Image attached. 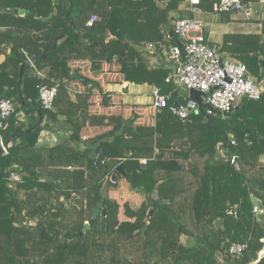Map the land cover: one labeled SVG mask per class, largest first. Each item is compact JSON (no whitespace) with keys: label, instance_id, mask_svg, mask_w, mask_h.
Instances as JSON below:
<instances>
[{"label":"trees","instance_id":"16d2710c","mask_svg":"<svg viewBox=\"0 0 264 264\" xmlns=\"http://www.w3.org/2000/svg\"><path fill=\"white\" fill-rule=\"evenodd\" d=\"M180 1L0 0V54L5 55L0 99L14 104L0 131L7 148V154L0 151V264H264V256L258 259L264 240V95L241 100L231 118L197 113L181 123L167 116L168 108L155 109L150 137L144 131L138 138L143 147L128 148L125 137L138 116L87 115L80 110L82 100L73 101L62 82L80 83L88 101L94 89H101L73 63L88 62L101 71L115 61L119 74L136 77L139 43L128 36L137 21H145L163 42L159 28ZM217 1L202 0L200 8L212 13ZM8 8L26 14L16 16ZM91 16L98 21L88 27ZM234 40L248 47L237 59L260 81L261 37H224L225 44ZM27 60L44 78L27 65L17 87L19 68ZM165 78L150 82L164 95L171 92L172 106L175 93ZM41 86L56 89L51 110L40 106ZM43 119L46 127L62 122L68 138L39 147ZM86 125L110 128L80 150ZM129 150L134 158L127 157ZM92 153L102 155L100 168ZM232 156L236 163H230ZM12 169L23 176L22 183L8 181ZM121 180L144 199L148 213L146 221H123L115 228L111 210L117 202L109 192L118 190ZM251 197L259 202L258 215ZM94 209L106 210V222L99 215L81 233ZM244 243L241 256L227 254L231 244Z\"/></svg>","mask_w":264,"mask_h":264},{"label":"crops","instance_id":"0c3cea01","mask_svg":"<svg viewBox=\"0 0 264 264\" xmlns=\"http://www.w3.org/2000/svg\"><path fill=\"white\" fill-rule=\"evenodd\" d=\"M154 2L157 4L156 0H154ZM242 3L244 10L241 12L231 11L212 14L209 11H203L201 15H193L189 11L187 1L181 0L178 10L169 11L166 15V22L159 28V33L163 36V42L161 43L157 41V29L154 26L151 24L148 25L145 21H137L133 33L128 36L129 41L139 43L136 47L139 53V58L135 59L139 67L136 77L130 78V75L119 74L120 65L115 61L108 65L104 64L101 71H94L91 64L88 62L73 63L74 68L79 69L83 76L97 82L101 89V93L94 89L88 101L84 99L86 93H83L84 87L80 83L69 79H63L62 82L68 87L73 101L80 102V100H82V103L79 104L80 110L87 115H120L122 118H128L135 113L138 118L126 134L124 146L128 148L143 147L142 141L138 138L142 136L144 131L147 133V136L150 137V134H152L151 128H154L155 123L154 118L156 110L152 106L151 95L153 89L156 87L150 81L154 82L165 76V82L171 85L175 93L176 99L173 103H183L185 98L190 95L189 92L177 86L173 81H166L173 70V63L168 58V49L170 46L178 43L172 31L173 22L176 19L200 20L202 22V32L207 41L211 44H216L219 47V52L224 58L240 62L237 59L239 52L245 51L248 47L244 45L241 46V44L237 43L235 40L232 41V43L227 42V44H225V36H258L261 37V41L264 42V0H246L245 3ZM12 14L24 16L26 12L24 15ZM139 17H142V15L140 14ZM0 31H3V29H0ZM109 45L113 50L116 49L112 42H110ZM8 49L9 47L7 50ZM6 52L8 53L9 51ZM4 60L5 55L0 54V64ZM261 73L262 77L260 81L252 77L249 73L248 74L263 90L264 95L263 69ZM167 96L170 100L171 92L167 93ZM103 101L105 103H103ZM238 105H240V102L236 106ZM198 113L202 114V111L200 110ZM202 116L204 115L202 114ZM24 119L23 117L22 120ZM47 124L48 122L46 119H43L42 126L45 127L39 135L37 143L39 147L55 146L68 138L69 131L62 122L46 127ZM109 128L110 127L103 125L84 126L80 132L81 142L83 143L77 145V148L84 150L89 147L90 145L85 143L88 139L105 132ZM150 144L153 146V143L150 142ZM133 154L134 153L129 150L127 157H132ZM222 156L224 155L219 154L218 151L217 158H222ZM132 158H134V156ZM261 163L264 167V156L261 157ZM121 175L126 178L124 172ZM121 181L118 190L109 192V198L117 202V206L114 208L115 211L113 209L111 210V217L113 218L112 223L113 225L115 224V228L119 223L126 221V214H124L121 209V203L122 201L124 202L125 197L130 200L134 199L140 203V206H144L143 208L146 214L144 199L140 195L130 192L126 183L123 180ZM135 216H138V221H140L145 215L137 211Z\"/></svg>","mask_w":264,"mask_h":264},{"label":"built area","instance_id":"2783aa9c","mask_svg":"<svg viewBox=\"0 0 264 264\" xmlns=\"http://www.w3.org/2000/svg\"><path fill=\"white\" fill-rule=\"evenodd\" d=\"M186 1L193 15L203 13L200 8L202 0ZM164 6L166 7V3ZM243 10L241 0H218L212 7V14ZM96 21H98L97 16H91L86 26L90 27ZM172 31L178 43L168 49V58L173 63V70L166 81H173L187 92L190 90L198 92L199 101L187 96L183 103L172 108L168 106L169 97L162 94L158 88H154L151 95L154 109H171V115L175 119L186 123L200 110L204 116L214 115V111L220 114L231 113L241 100L256 101L263 95V90L250 78L244 64L224 58L219 52V47L207 41L200 20L176 19L172 24ZM27 64L35 70L31 60H27ZM35 73L38 78H44L43 73L36 70ZM38 95L40 106L44 110H51L56 89L41 86ZM13 111L14 104L11 100L0 99V131ZM0 151L7 154L6 144L1 137ZM236 160L237 158L232 156L230 163H236ZM142 164H145V160H142ZM13 169L9 172L8 181L12 184L22 183L23 176ZM262 242L263 248L258 252V259L264 256V240ZM246 248L245 243L231 244L227 254L230 257H239Z\"/></svg>","mask_w":264,"mask_h":264},{"label":"water","instance_id":"95a60500","mask_svg":"<svg viewBox=\"0 0 264 264\" xmlns=\"http://www.w3.org/2000/svg\"><path fill=\"white\" fill-rule=\"evenodd\" d=\"M5 11H6V12H12V13H14V14H18V15H24V14H25V11H24V10H17V9H12V8L5 9ZM28 15H32V13H28ZM27 65H28V64H27V62H26V63L22 64V65L20 66V68H19V81H18V83H17V87H19V85H20V82H21V79H22V74H23V69H24V67H26ZM261 66H262V69L264 70V61H262ZM189 94H190L189 97H191L192 99H195V100L199 101V93H198V92H195V91L190 90V91H189ZM18 96H19L20 99L22 98V95H21L20 92H18ZM177 106H178V102H174V103L172 104L171 107H172V108H176ZM239 107H240V105L235 106L234 111H237V110L239 109ZM213 114L216 115V116H221V117H223V118H231V113H223V114H220L219 112L214 111ZM167 116H168V117L171 116V109H169V110L167 111ZM40 120H42L41 117H40ZM205 121H206V120H204V122H205ZM90 157H91L92 159H95V164H96V166H97L98 168H100V167H101V162H102V159H103L102 155H101V154H91ZM122 171H123V170H122V168L120 167V168L118 169V172H120L121 174H123ZM114 180H115V176H113V177L111 178V182H113ZM251 201H252V204H253L254 208L256 209V212H257L256 214L258 215V211H260V205H259V202H258V200H257L256 198H254V197H251ZM99 215H101L103 221L106 222V210H105V209H102V210L100 211V210H98V209H94V210L92 211V216H91L90 220H89L87 223H85V224L83 225V228H82L81 233L86 232V231H87V230H88V229L94 224L95 220L97 219V217H98Z\"/></svg>","mask_w":264,"mask_h":264},{"label":"rangeland","instance_id":"374dc122","mask_svg":"<svg viewBox=\"0 0 264 264\" xmlns=\"http://www.w3.org/2000/svg\"><path fill=\"white\" fill-rule=\"evenodd\" d=\"M252 77H254V76H252ZM218 151H219V154L223 155V151H221V150H218ZM146 206L147 205H146V202H145V210L147 208ZM143 207L144 206H140V203L137 202L136 200H134V199L133 200L126 199V197H125L124 202L122 201V203H121V209L123 210L124 214H126V216H125L126 221H130V222H133V221L135 222L136 220H139L138 219L139 217H135V214L137 213V211H140V209L144 211ZM147 213H148V211L146 210V214H145V212L143 214L145 216H143V217L141 216L142 218H141L140 221H146L145 219H146ZM140 221H138V222H140ZM219 258H221V256H219Z\"/></svg>","mask_w":264,"mask_h":264}]
</instances>
